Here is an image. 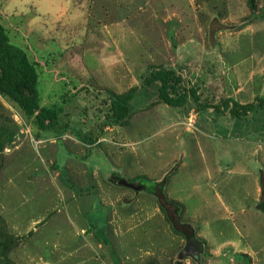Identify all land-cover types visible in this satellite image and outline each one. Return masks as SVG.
Wrapping results in <instances>:
<instances>
[{
	"label": "rangeland",
	"instance_id": "obj_1",
	"mask_svg": "<svg viewBox=\"0 0 264 264\" xmlns=\"http://www.w3.org/2000/svg\"><path fill=\"white\" fill-rule=\"evenodd\" d=\"M0 20L37 64L41 105L60 110L56 128L39 132L0 94V258L264 264V213L249 217L245 205L258 215L264 201L263 111L232 118L190 97L173 108L152 85L135 94L127 126L106 122L110 95L140 85L151 65L202 102L264 97V0H0ZM235 167L244 176H228ZM137 177L170 183L153 195L125 183ZM45 212L22 238L5 220Z\"/></svg>",
	"mask_w": 264,
	"mask_h": 264
},
{
	"label": "trees",
	"instance_id": "obj_2",
	"mask_svg": "<svg viewBox=\"0 0 264 264\" xmlns=\"http://www.w3.org/2000/svg\"><path fill=\"white\" fill-rule=\"evenodd\" d=\"M39 75L37 64L29 59L23 48L13 44L10 37L0 20V94L13 101L26 117H33V122L39 131L53 130L58 122L60 110L53 106H42L38 91ZM182 79L173 70L163 69L157 66H150L149 73L143 77L140 85L131 87L124 93L110 95L108 114L106 115L107 124L113 126H127L131 111L130 103L135 94L144 87L157 86L158 102L169 107H183L190 97L196 104L198 111L212 108L216 112H228L232 118H245L248 114L255 111L264 112V97H255L252 102L240 104L237 101L227 98L221 105L202 102L195 87H188L181 94ZM13 134L9 133L6 143L11 142ZM4 144L0 143V151ZM127 181V180H126ZM165 179L163 180L164 183ZM125 182V181H124ZM130 182L138 184L147 192L155 195L156 188L162 191V184L149 182L142 178H134ZM158 185V186H157ZM173 206H180L172 201ZM181 209V207H180ZM5 236L11 238L9 235ZM3 242L7 248V242ZM12 242V241H11ZM0 264H14L7 257L0 258Z\"/></svg>",
	"mask_w": 264,
	"mask_h": 264
},
{
	"label": "crops",
	"instance_id": "obj_3",
	"mask_svg": "<svg viewBox=\"0 0 264 264\" xmlns=\"http://www.w3.org/2000/svg\"><path fill=\"white\" fill-rule=\"evenodd\" d=\"M40 132V131H39ZM39 132H35L34 133V135H36L37 136V139H38V141H41V138L42 139H45L44 138V136H42V135H38V133ZM102 139H100V141H101ZM79 142V141H78ZM45 148V147H44ZM52 164L53 165H55V161H52ZM243 169L242 168H234L232 171H229V174H228V172H226L227 174H228V176L229 175H231V174H233V173H235V172H238V176L240 177H242V176H244V173H243ZM60 173V172H59ZM175 176V174L171 177V179H170V181L173 179V177ZM169 180V179H168ZM167 180V181H168ZM166 180H165V184H166V182H167ZM170 181H168V186H169V183H170ZM48 188V187H47ZM257 192V191H256ZM23 199H25V197H22ZM217 199V198H216ZM215 199V200H216ZM24 202H25V200H23V202H22V204L20 205V206H16L15 207V209H13V210H15L14 211V214H12V213H10V209H9V214H10V217H14V216H16V214L17 213H19L20 212V210H21V206L24 204ZM32 203H34L33 204V206L31 207H29V209H25L24 211L25 212H29L30 210L31 211H33L34 210V206H35V204L37 203V201H35V202H32ZM259 203L260 202H258L256 205H258V207H259ZM218 204V203H217ZM216 204V205H217ZM246 205V208H249V209H251L250 211H248V213H247V215L249 216V217H256V216H260V214H261V210L260 211H258L257 213H258V215H255L256 214V212H254L253 210H254V203L252 204V203H250V201L248 202V203H246L245 204ZM256 205H255V207H256ZM6 206V204H4V203H2L1 202V200H0V212H2V209H4V207ZM218 207H219V204H218ZM6 208H7V206H6ZM17 209V210H16ZM259 209V208H258ZM53 211V210H52ZM47 212V211H46ZM46 212H45V214L42 216V217H39V214H36V215H34L33 214V216H27V217H25V219H20V220H17V219H13L12 220V223H10L9 222V219H8V221H7V219H5L6 220V222H7V224H8V228H9V230H10V232L12 233V234H14L15 236H18V237H23V235L24 234H28L29 233V235L31 234V232H33L34 231V229L36 228V227H34V224H36L37 226L38 225H41V224H44V222H46V220L48 219V218H50V217H48L47 218V215L49 214H46ZM3 217V216H2ZM4 218V217H3ZM34 227V228H33ZM23 240V239H22ZM245 240V239H244ZM25 250V249H24ZM252 249L251 248H248V246L247 245H245V246H243V248H239V251H241L243 254H247V255H252V253L250 252ZM253 251V250H252Z\"/></svg>",
	"mask_w": 264,
	"mask_h": 264
},
{
	"label": "water",
	"instance_id": "obj_4",
	"mask_svg": "<svg viewBox=\"0 0 264 264\" xmlns=\"http://www.w3.org/2000/svg\"><path fill=\"white\" fill-rule=\"evenodd\" d=\"M122 184H125L124 182H121ZM259 209L264 213V201H261L259 203Z\"/></svg>",
	"mask_w": 264,
	"mask_h": 264
}]
</instances>
